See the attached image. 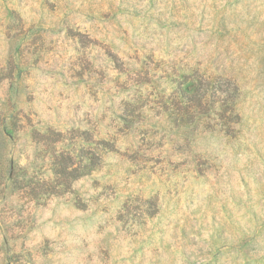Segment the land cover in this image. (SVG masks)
I'll list each match as a JSON object with an SVG mask.
<instances>
[{
  "label": "rangeland",
  "instance_id": "obj_1",
  "mask_svg": "<svg viewBox=\"0 0 264 264\" xmlns=\"http://www.w3.org/2000/svg\"><path fill=\"white\" fill-rule=\"evenodd\" d=\"M0 264H264V0H0Z\"/></svg>",
  "mask_w": 264,
  "mask_h": 264
},
{
  "label": "trees",
  "instance_id": "obj_2",
  "mask_svg": "<svg viewBox=\"0 0 264 264\" xmlns=\"http://www.w3.org/2000/svg\"><path fill=\"white\" fill-rule=\"evenodd\" d=\"M110 57L114 59L116 64H119L114 55H110ZM185 92L184 102H181V99L173 96L168 98V101L163 99L158 100L161 109L168 111L171 108L169 113L174 114L176 121L183 122L186 120V122H191L195 117L205 115L214 100L217 99L222 107L220 119L224 121L222 124L225 126V132L232 133L235 131L238 114L235 111L234 102L238 94V86L234 80L225 78L223 83L211 85L207 78L199 76L198 83L191 85ZM71 159L70 156H66L65 161L60 162L55 171V174L58 176V181L54 185L44 181V183L38 184L32 181V177H28L25 180V171L22 170L20 183L22 184L21 188H25L24 193L26 192L31 197L37 198L40 194L47 192L50 194H59L70 189L72 181L80 176L78 173L80 167L73 166Z\"/></svg>",
  "mask_w": 264,
  "mask_h": 264
}]
</instances>
